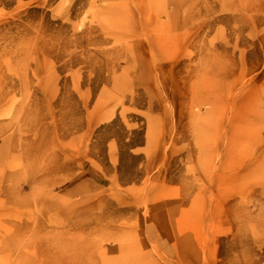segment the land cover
I'll return each mask as SVG.
<instances>
[{
	"label": "rangeland",
	"instance_id": "obj_1",
	"mask_svg": "<svg viewBox=\"0 0 264 264\" xmlns=\"http://www.w3.org/2000/svg\"><path fill=\"white\" fill-rule=\"evenodd\" d=\"M0 264H264V0H0Z\"/></svg>",
	"mask_w": 264,
	"mask_h": 264
}]
</instances>
